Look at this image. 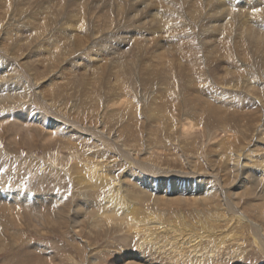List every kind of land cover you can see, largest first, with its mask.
Here are the masks:
<instances>
[{
  "label": "bare ground",
  "instance_id": "6f19581e",
  "mask_svg": "<svg viewBox=\"0 0 264 264\" xmlns=\"http://www.w3.org/2000/svg\"><path fill=\"white\" fill-rule=\"evenodd\" d=\"M162 120L171 147L140 131ZM2 133L14 148L60 143L64 175L87 187L63 198L1 179L0 252L24 225H67L91 264H209L243 254L225 237L245 222L264 253V0H0ZM204 137L207 155H195ZM175 205L194 209L199 226L168 224L159 208ZM114 233L125 237L116 246L88 240ZM74 251L67 261L83 264Z\"/></svg>",
  "mask_w": 264,
  "mask_h": 264
},
{
  "label": "rangeland",
  "instance_id": "374dc122",
  "mask_svg": "<svg viewBox=\"0 0 264 264\" xmlns=\"http://www.w3.org/2000/svg\"><path fill=\"white\" fill-rule=\"evenodd\" d=\"M85 68L86 69L80 68L79 70L80 71L86 70L88 75L91 76V73L93 70L88 67H85ZM138 83L140 84V82ZM130 84L135 86V89L130 91V93L132 94H140V92L143 90V87L137 84V82H133V83L131 82ZM67 97L69 100H72V96H67ZM152 98L153 97H149V99H152ZM156 101L159 102L161 100L157 99ZM87 104L88 103H84V101L83 102L81 101L80 104H78V107L80 108L82 112H86L88 111V109L86 108ZM27 107H28L27 105L24 106L23 110L26 111ZM233 112H235L234 116L238 115V113L239 114L242 113V111L240 110L239 112L237 111V113L236 111H233ZM148 114H145V119H146V115ZM153 115L154 113L150 116V117H154L151 119L154 121H159V120H155L156 116H153ZM241 115H238V117L235 116L234 120L236 119L239 120ZM160 123L161 124L158 125V123L150 122L145 127L142 125L140 126V131L143 130V133H148V134L151 133V138H149V140L157 143V145L160 148H162L161 143L163 144L164 141H165V145H167L166 147H168L171 143L173 144L172 140H174L176 135H173V136L171 135L170 137V134L168 133H171L170 131L171 129H166L164 127L165 122L163 120ZM10 128H11V125H10ZM173 129H175V127L172 128V133H173ZM152 130L154 131L151 132ZM195 130H196V134H199V132H204L202 131V128H196ZM10 135L3 134V133L2 135H0V175L2 176L0 177V180L3 179V181L8 182L7 183L8 186H10L9 184L10 181H8V179L10 178L11 180V177H15V178L17 177L18 178L17 181H20L21 184L18 182L19 186L18 185L16 186L18 187V189L23 190L24 192L23 194L26 193L25 191L34 192V193H31V195H34L39 192H45L46 194L51 193L52 195H55V196L63 195V198L70 197L73 191H75L76 189L80 188L79 190L81 192L82 189L87 187L86 185L84 187L83 186L79 187L78 185V184H82L85 181L83 177L78 178V179H81L78 182L76 181V179L74 180H72L71 178L67 179L68 176L64 175V171H63L64 163L63 162H65L69 158L62 157V154L64 153L67 154V152L66 151L62 152L61 150L62 148H59L60 143L59 145H57V143L54 141H50L52 143L50 142L45 143L44 141L45 139H43V136L42 137L38 136L37 141L33 139V141L36 142L35 144L33 143V141H31V146H30L31 148L26 145L15 146L14 148L13 144L10 142L11 141V139L9 138ZM18 137H19V140L20 139L24 140L23 134ZM201 139L202 138L198 139L197 141L199 143H196L198 150L195 149L197 147L194 148L193 146L191 147V149H193L195 155L204 153V155L206 156L207 153L204 150H206L207 148L206 143H208V141L205 137L202 140ZM134 140H130V141H132V143H135ZM171 145L169 147H171ZM186 146L190 147L191 145L186 144ZM157 151H158V147L155 149L156 153ZM158 154L162 156L161 161L165 165L170 163L171 165L176 166V164H174L175 162L174 160L177 157L176 154L167 155V154H163L162 151H160ZM191 155L192 153L188 152V156L190 158H192L193 156ZM211 155L214 158L208 157L209 162L217 163L215 156H213V152H211ZM204 157L202 158L204 159ZM51 160L53 162H56L57 164L59 163V166L60 167L62 166V167L61 168L57 167L56 169H59L58 171L50 170L49 166L52 165ZM177 166H179V163L177 164ZM49 172H51L52 174H49L47 176V173ZM73 176L74 178L75 176L80 177L79 175H73ZM92 189L93 187L89 186L88 190L91 191ZM97 190H99V188ZM254 192L255 193H253L250 196V198L254 202L257 200L258 203H261L262 201L258 200L260 199V197L257 196L258 195L257 190H254ZM165 207L166 206H162L159 209H162L165 211V218L168 224L171 225L180 220V221H186L190 223L191 226H197V227L199 226L201 218H198L194 214V209H190V208L185 209V205H175L174 207H171L170 209L168 207L167 208ZM256 219H259L261 221L259 216H257ZM21 228L22 229L20 230V233H19L20 238H17V240H14V239L9 240L10 238H12L11 234H6V238L9 243H5L4 250L0 252V264H70V262L67 261L69 252L70 251L73 252L75 249L74 251L75 255H78L79 248H77V246L75 245H72L70 240L67 237H65L66 235H69L75 231L71 229L70 227H68L67 225L64 226L63 228H61L59 225H55L54 227L46 228L43 230L42 228H39L38 226L34 227V226L27 224V225L22 226ZM212 228L213 226L209 227V229H212ZM214 229H216V227H214ZM223 230L225 229L223 228ZM225 231H227V229ZM249 231L250 229L247 226V224L245 222H242V223L240 222L231 232L233 238H231L229 234H227L225 237L226 242L232 244L231 246L232 249L235 246L241 245L240 248L241 250H243V254H241V256L235 255L234 259L232 258L230 259L229 256L225 254L223 257H216L215 259L208 261L209 264H236V263L237 264H264V253L262 252L261 247L253 244V241H252L253 236L251 233H249ZM115 234L116 233L112 234L114 235V238H111L109 240H107L104 236H98L96 237V239L92 238L93 236H88V240L92 243V245H95L98 248H101L100 245L102 247H105L106 244H109L111 242H112L111 243L112 246H116L117 244L119 245L120 243L123 242L120 238L125 239V237H122V236L119 237V236H116ZM95 241L97 243H95ZM205 244L211 245V247H219L223 245L224 242H220L219 238L209 237L208 243H205ZM11 245H14V247ZM36 249H37V254H35L36 251H34ZM51 256L54 257V259ZM76 257L79 258V255ZM206 259L207 258H205V260ZM79 260L83 264H91L90 263L91 261L89 262V259L85 261V259L81 260V258H79ZM110 260L111 259L109 258L101 259L98 264H109Z\"/></svg>",
  "mask_w": 264,
  "mask_h": 264
}]
</instances>
